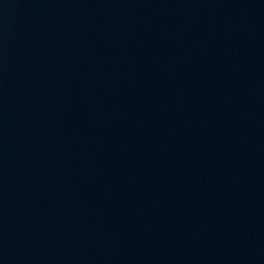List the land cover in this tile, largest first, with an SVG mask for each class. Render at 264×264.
Listing matches in <instances>:
<instances>
[{"label":"water","instance_id":"obj_1","mask_svg":"<svg viewBox=\"0 0 264 264\" xmlns=\"http://www.w3.org/2000/svg\"><path fill=\"white\" fill-rule=\"evenodd\" d=\"M0 173L124 196L264 189V0H0Z\"/></svg>","mask_w":264,"mask_h":264}]
</instances>
